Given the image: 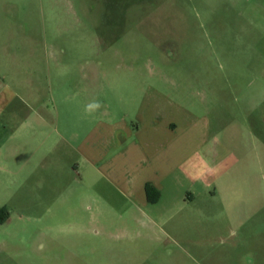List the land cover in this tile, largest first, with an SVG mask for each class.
I'll use <instances>...</instances> for the list:
<instances>
[{
  "label": "rangeland",
  "instance_id": "1",
  "mask_svg": "<svg viewBox=\"0 0 264 264\" xmlns=\"http://www.w3.org/2000/svg\"><path fill=\"white\" fill-rule=\"evenodd\" d=\"M9 52L53 150L42 160L23 145L0 168V264H264V0H0V70L12 74ZM152 88L210 126L196 160L219 145L220 160L223 146L242 159L232 173L257 170L260 227L241 225L223 183L196 184L194 203L164 214L118 188L116 150L86 161L84 135L132 123Z\"/></svg>",
  "mask_w": 264,
  "mask_h": 264
},
{
  "label": "crops",
  "instance_id": "2",
  "mask_svg": "<svg viewBox=\"0 0 264 264\" xmlns=\"http://www.w3.org/2000/svg\"><path fill=\"white\" fill-rule=\"evenodd\" d=\"M10 53H5L4 61L13 67L12 74L0 70V168L19 156L23 145L33 146L36 156L41 155L42 160L53 150L52 134H49L51 122L27 101H40L38 92L29 80L26 97L21 92L24 83L20 78L16 80L14 71L19 69L21 59L17 53ZM133 120L132 123L120 120L107 124V130H91L85 134L79 149L86 161L96 164L108 152L116 150L110 165L118 188L135 194L145 206L160 205L164 214L194 203L200 195L196 193V184L203 191L209 188L207 180L223 183L224 198L229 202L228 207L238 208L241 225L251 222L255 228L261 226L263 191L257 170L247 178L241 173H232L236 168L240 170L242 159L231 162V155L223 146L226 154L220 160L215 154L219 145L210 148V154L203 155L201 161L196 160L207 146V142L200 141V135L207 136L211 128L199 129L191 109L166 102L162 92L152 88L143 96ZM262 160L259 154L255 168L262 169ZM220 165L223 166L221 173ZM156 197V201L149 200ZM169 260L163 258L162 264L175 263L172 258Z\"/></svg>",
  "mask_w": 264,
  "mask_h": 264
},
{
  "label": "trees",
  "instance_id": "3",
  "mask_svg": "<svg viewBox=\"0 0 264 264\" xmlns=\"http://www.w3.org/2000/svg\"><path fill=\"white\" fill-rule=\"evenodd\" d=\"M150 187H151V186H149V185L147 186L148 194L151 193V189H150ZM149 200H150V201H156V200H157V197H156L155 199H151V198H149Z\"/></svg>",
  "mask_w": 264,
  "mask_h": 264
},
{
  "label": "clouds",
  "instance_id": "4",
  "mask_svg": "<svg viewBox=\"0 0 264 264\" xmlns=\"http://www.w3.org/2000/svg\"><path fill=\"white\" fill-rule=\"evenodd\" d=\"M95 106H96V107H99V104L97 103Z\"/></svg>",
  "mask_w": 264,
  "mask_h": 264
}]
</instances>
